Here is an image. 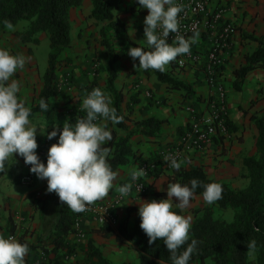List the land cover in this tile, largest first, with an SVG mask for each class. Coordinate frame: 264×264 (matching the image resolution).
Instances as JSON below:
<instances>
[{
    "label": "trees",
    "instance_id": "1",
    "mask_svg": "<svg viewBox=\"0 0 264 264\" xmlns=\"http://www.w3.org/2000/svg\"><path fill=\"white\" fill-rule=\"evenodd\" d=\"M82 1L0 0V27L5 28L9 24L12 26L26 21V28L19 32L22 41L31 40L37 43L38 39L35 35L41 32L46 33L49 40L48 65L42 75L43 86L37 101L29 105L32 109L30 117L42 114L48 122L65 117L63 107L52 104L51 98L59 93V70L61 63L65 60L62 54L71 46L69 11L73 7L80 6ZM122 1L91 0L92 9L89 14L93 19L105 22L100 28V44L107 50L106 88L111 94V106L115 107L118 114L124 117L121 123L113 124L110 129L113 139L107 145L111 148L109 162L114 171L128 166L132 161H137L139 164L148 162L153 165V168L147 175L155 181L164 174L168 162L160 153L147 159L137 156V150L132 146V138L137 134L146 137L157 136L156 133L160 130V125L164 120L155 118L137 120L133 123L134 128H130L127 124L129 118L122 108L123 94L114 86L117 62L126 55L130 46L136 47L129 40L125 22L115 15ZM245 37L256 41L257 47L251 53L246 54L244 64L233 71L232 87L235 90H240L249 72L256 69L264 70V35L255 37L247 34V36L244 35ZM171 64L173 65V61ZM151 70L158 80L167 83L170 88L183 89L185 94L190 95V86L171 77L167 72ZM95 85L96 81H93L88 87L92 89ZM41 99L49 103L47 111L39 108ZM125 106L128 111L130 104L125 103ZM85 116L86 112L82 114L80 111H75V116L72 115L68 122L75 124L78 119ZM253 119L257 130L256 152L243 160L248 177V184L244 188L232 189L227 183L208 177L202 165L181 163L178 171L170 167L171 171L167 175L170 184L180 182L190 186L192 179L202 182L195 191L196 195L202 196L204 184L212 181L221 183L223 186L222 199L211 205H216L221 210H231L233 213L232 219L225 221L215 217L211 206L195 211L197 213L192 222L189 243L191 239H196L199 243L198 251L192 255L189 264H264V111L260 115L253 116ZM226 124L229 133L233 128L227 117ZM42 139L38 138L37 141L41 142ZM149 185L151 188L149 194L152 197H166V191L155 192L153 183ZM35 202L42 218V224L36 244L31 243L29 247L32 251L42 246L45 251L46 264H66L67 260L74 258L78 251L83 253L82 259L76 258L78 264H112L100 248L94 245L92 239H88L84 245H81L72 242L69 238L76 232L74 224L82 212H73L60 201L55 192L37 196ZM175 210L180 212L178 208ZM131 214L134 215L133 224L129 226L127 220L122 221L118 227V238L134 243L139 264H172L171 254L162 240L149 244L147 235L140 227L138 207L130 208L129 215ZM10 232L14 233L15 230L11 228ZM93 232L104 237L114 233L107 226L94 228ZM252 240H255L257 245L254 252L255 262L250 260V253L253 251L247 248V244ZM45 245H49L50 248H46ZM29 256L31 258L25 257L26 264H35L37 258L31 252ZM119 264L131 263L122 261Z\"/></svg>",
    "mask_w": 264,
    "mask_h": 264
},
{
    "label": "crops",
    "instance_id": "2",
    "mask_svg": "<svg viewBox=\"0 0 264 264\" xmlns=\"http://www.w3.org/2000/svg\"><path fill=\"white\" fill-rule=\"evenodd\" d=\"M228 1H230V4L225 9L224 17L236 26V31L232 39L233 46L231 50L224 53L225 60L224 65L220 68V78L223 80L226 90L227 118L233 129L228 133L227 138H215L212 140L202 152L184 151L182 153L183 158L179 160L182 164L185 163L186 165H202L208 177L222 182H227V178L232 173L236 174L238 170H241V167H244L243 160L245 157L255 154L257 130L253 116L260 115L264 111V90L261 93L257 92L260 83L259 76L264 75L263 70L256 69L249 72L240 90H235L232 87L234 80L233 71L244 64L245 55L251 53L257 47L256 41L247 37L244 38V35L252 34L255 37L264 35V12L261 11L262 6L260 4L255 7L253 0H210L209 6L211 9H217L221 5L225 7ZM131 7H133V10L129 9ZM77 9H79L82 19H85L91 25L88 31L99 28L104 24L87 18L92 9L91 0H83L80 7L70 9L69 16L71 22L72 15L76 13ZM147 14L148 9L140 7L138 0H123L115 11L116 17L125 22L130 42L136 46L143 45L146 47L144 18ZM252 17L254 21L250 20ZM93 23H98L99 26L96 27ZM20 42V38L13 37L8 41H4L1 44V48L8 49L14 54H22L26 58L25 67L18 70L11 79L20 82L21 90L19 96L29 106L38 99L43 86V72L37 68L36 58L33 53L27 51V53L23 54L20 46L24 52L29 49L26 46H22ZM210 44L211 41L208 34L199 33L197 42L191 48L203 54L209 49ZM138 64V58L133 60L127 52L116 64L117 76L114 86L123 94L124 104H122V108L125 111V115L129 118L127 124H129L130 128H134L133 123L137 120L147 118L164 120L160 125V130L156 133L157 136L146 137L137 134L132 138V141L135 138L136 143L135 145L132 144V146L137 150V156L147 159L157 155L161 151L160 149L166 145L181 142L180 138L188 126L190 117L185 107L191 105L200 112L207 111V100L213 91L205 80L203 71L204 60L197 64H188V66L182 69L177 68L175 64L172 65L171 63L167 66L165 72L169 73L171 77L182 81L185 85L190 86V95L185 94L183 89L170 88L167 83L158 80L151 69L144 70ZM105 73L103 74L104 77L106 76ZM73 75L72 92L67 94L59 92L51 98V102L54 105L63 107V111L74 110L84 114L85 111L82 110V103L86 97L85 85L87 86L90 79L87 76L82 77L77 72L73 73ZM96 82L99 83V79ZM107 92L110 95L109 91ZM125 103L130 104L128 111L126 110ZM30 120L34 126L38 127L36 140L43 138L53 124V122H48L42 114L30 117ZM54 122L61 123L63 121L57 120ZM108 126L111 129L113 124L109 122ZM15 155L24 166L23 157ZM137 166H139V163L132 161L128 166L119 168L116 171L117 177L113 189L110 190L108 196L98 201H102L113 193H116V188L119 186L127 183L132 184L130 173ZM170 171L171 168L168 165L164 169V174L155 181L150 177L147 178L148 183H153L155 192L167 190V185L170 184L167 175ZM1 176L2 173H0V178ZM17 178H15L16 182L18 181ZM28 186L29 189L25 195L18 199L17 208L12 207L10 196H2V202H0V234L15 237L19 241V232H10L11 222L21 224L20 221L24 219V217H21L22 214L39 215L36 233L34 234L33 241L30 242V244H36L37 236L41 229L42 218L37 208L35 197L48 193L47 181L37 180L34 184ZM137 203L138 201L127 199L120 205L116 212L119 222L133 215H129V209L137 207ZM97 227L99 226H96L90 216L85 214L82 217L80 230L86 231L88 239H92L94 245L100 248L104 256L112 263H116L115 261L118 260L120 254L125 255V244L118 241L115 235L104 237L93 232L94 228ZM115 234H117V230H115ZM22 236L25 238L26 234L24 233ZM69 238L73 242L75 237L74 235H70ZM45 246L46 248L50 247L49 245ZM39 249H41V246L29 252L35 254ZM70 261L73 262L72 264H78L74 258H71ZM116 264L119 263L117 262Z\"/></svg>",
    "mask_w": 264,
    "mask_h": 264
},
{
    "label": "clouds",
    "instance_id": "3",
    "mask_svg": "<svg viewBox=\"0 0 264 264\" xmlns=\"http://www.w3.org/2000/svg\"><path fill=\"white\" fill-rule=\"evenodd\" d=\"M138 4L148 9L144 18L146 47H130L128 54L133 60L138 58L139 67L144 70L165 72L177 57L191 53L199 33L195 32L190 38L178 34L175 42L170 44L167 42L169 33H179L182 5L177 0H138ZM25 64L24 55L0 48V173L6 171L9 158H14L15 153L30 165V172L47 181L48 192H55L73 212H84L87 206L108 196L114 187L117 172L109 162L111 148L107 145L113 136L108 124H119L124 117L111 106V98L101 88H94L83 99L84 118L75 124L63 123L59 131L54 125L46 133L48 139L58 137V140L49 146L46 163L42 162L36 152L38 127L30 120L32 109L19 96L20 82L11 79ZM39 108L47 111L49 103L41 99ZM164 159L171 168L180 169L182 162L175 156L169 154ZM145 172L137 166L130 173L131 179L135 181ZM201 183L192 179L190 186L180 182L168 184L165 198L139 203L140 227L149 244L162 240L171 254L172 264H189L192 255L198 251L196 239L189 243L192 218L181 212L190 206ZM131 189L132 184L127 183L116 191L121 198H128ZM203 189L202 198L207 204L222 199L221 183L212 181L204 184ZM177 208L180 212L175 210ZM247 248L255 252L256 241L252 240ZM29 251L27 242L0 234V264H26Z\"/></svg>",
    "mask_w": 264,
    "mask_h": 264
},
{
    "label": "built area",
    "instance_id": "4",
    "mask_svg": "<svg viewBox=\"0 0 264 264\" xmlns=\"http://www.w3.org/2000/svg\"><path fill=\"white\" fill-rule=\"evenodd\" d=\"M210 0H177L181 4L183 11L179 14V33H169L167 42L173 44L175 37L183 35L185 38H190L195 32L207 33L211 44L209 49L200 54L191 48L190 54L177 57L174 64L177 68L182 69L188 64H197L204 60V76L209 88L213 91L212 95L207 100V111L200 112L191 105L185 108L189 113V128L186 129L185 134L181 137V142L174 145L167 151L171 155L179 159L182 153L192 151L194 153L202 152L215 138H227L228 127L226 124L227 117V97L226 90L221 77L220 68L224 65V53L231 50L233 46V36L235 35L236 26L225 19V8L223 5L217 9H211L209 6ZM63 86L66 90L73 89L72 83L69 79H63ZM62 88V84H58V90ZM89 92H86V96ZM63 123H56L58 131L62 129ZM53 128L50 127L48 132ZM58 137L48 139L47 134L43 137L41 142H37L36 149L42 162L46 163L49 146L56 143ZM164 158V156H163ZM180 160V159H179ZM178 160V161H179ZM25 171L18 175V181L26 185H32L37 180L46 181L45 179H38L35 174L30 172V165L24 162ZM146 172L137 180L133 181L132 189L128 198H121L118 192L113 193L108 198L95 202L87 206V210L82 212V215L76 219L74 229L76 236L80 239L84 238V234L80 230V223L82 217L86 214L91 217L93 222L100 226H115L118 223L117 209L127 199H131L137 195H149L150 185L147 182L148 172L151 171L153 165L148 162L139 164ZM140 186V187H139ZM46 257V256H45ZM43 264V262H40Z\"/></svg>",
    "mask_w": 264,
    "mask_h": 264
},
{
    "label": "rangeland",
    "instance_id": "5",
    "mask_svg": "<svg viewBox=\"0 0 264 264\" xmlns=\"http://www.w3.org/2000/svg\"><path fill=\"white\" fill-rule=\"evenodd\" d=\"M253 2H254L255 7L258 4H260L262 6L261 11L264 12V0H253ZM226 3H227V6L225 5L224 7L225 9L229 6L230 1ZM129 9L133 10V7ZM87 18H91L92 20H95L89 15ZM250 20L254 21V18L252 17ZM97 22L105 23L103 21H97ZM26 24H27L26 21H21L15 25H12L11 27L9 26H6L5 28L0 27V48H1V44L4 43V41H8L10 38H13V37L20 38L19 32L23 31L26 28ZM70 24H71L70 37H71V41L73 42V44L71 42L70 48H67L62 54L65 60L61 63V68L59 70L58 82L62 84V88L60 89L59 92L66 93V94L72 92L73 89L71 91H68L63 86L64 84L63 79L67 77V79H69V81L72 83V87H73V78H74L73 73L75 72H77L82 77L84 76L89 77L90 81L88 82L87 86L85 85L86 92H90L91 90L97 87L101 88L104 92H107L108 91L106 88L107 72L105 70L106 68L105 66L107 64V50L102 44H100V41H101L100 28L102 25L99 28H95L93 30L88 31V28L91 25L88 24V21H86L85 19H82V16H80V13H79V9H77L76 13L72 15V22L70 21ZM93 24L96 27L99 26L98 23H93ZM204 34H207V33H204ZM35 37L38 39L37 43L32 42L31 40L26 41V42L21 40L20 42L22 46L24 47L26 46L30 51L25 50L26 52H24L21 46L20 48L23 54L27 53V51L29 53L34 54V57L36 58V62H37V68L44 73L46 69V65H47V60H48L49 40H48L46 33H43V32L37 33ZM128 46L130 45L128 44ZM141 47H144V46L141 45ZM173 64H174V61H173ZM104 73L106 75L105 77L103 76ZM259 77H260L259 78L260 83H259L257 92L261 93L262 90H264V75H261ZM98 79H99V83L96 82V85L92 89H89L90 87H88V85ZM106 94L111 98V94L109 95L108 92ZM175 94H177V92H175ZM64 114H65V117L59 120L69 123L70 122L69 120L70 118H72V115L75 116V111L67 110L65 111ZM57 120L58 119H56L55 121ZM53 124L56 125V122H53ZM53 124L52 126H54ZM188 128H189V123L186 129ZM186 129L183 131L182 136L185 134ZM134 139L132 141V144L135 145L136 142ZM178 144L180 143L177 142L175 144L166 145L165 147L160 149L161 151L159 153L165 157L166 155L170 154V152L167 150L171 149L174 145H178ZM13 155H14V158H9L8 167L5 172H2V176L0 178V202H2L3 195L5 197L10 196V199L13 205L12 207L17 208L18 199H20L22 196L25 195V193L29 189V186L19 181L17 182L15 181V178H17L19 174L24 172L25 167L22 165V162L15 155V153ZM182 158L183 156L180 155L179 159H182ZM168 165H169V162L166 164V166ZM227 179L228 180L225 183H227L232 189H242L248 184L247 171L244 167H241V170H238V173L236 174L232 173ZM131 199L138 201L137 203L138 205L137 204L136 205L137 207H139V203H143V201L152 200V199L160 200L163 198H153L149 194V195H137V196L135 195ZM173 200L174 202H176L175 197L173 198ZM207 206H211L216 218H219L225 221H230L233 217V213L231 210H221L216 205H209L203 200L201 195H196V194L194 198L192 199L190 206L187 209H185L183 212H181V214L191 216L192 222H193L195 219V214L197 213L195 211L197 209H200V210L204 209ZM38 216L39 215L33 216V215H28V214H22L21 217H24V219L20 221L21 224L17 222L12 223L13 221L11 222V228L19 232V235H20L19 241L23 240V242H27L28 244H30V242L33 241L34 234L36 233V224L38 221ZM133 218H134V215H131V216L126 217L124 220H127L129 226H131L133 224ZM121 222H119L118 220V223L115 226L106 225L108 228L113 230L114 233L112 235H115L118 241H121L125 244L124 245L125 255L120 254V257H118V260H116L115 262L120 263V261L121 262L128 261L131 264H139L138 259H137V249L134 243L129 242L126 239L118 238L119 237L118 227ZM96 226H100V225L96 224ZM115 230H117V234H115ZM81 231L84 234V238L80 239L78 236L75 235L76 233H73L71 235H74L75 237L74 242H76L77 244L84 245L87 242L88 237L86 235V231L84 230H81ZM24 233L26 234L25 238H23L22 236V234ZM47 248H50V247H47ZM33 255L37 258V261L35 264H40V262H43V264L47 263V260L45 257V251L42 246H41V249H39ZM26 257L31 258V256H29V253L26 255ZM30 258H28V260H30ZM76 258L77 259L83 258L82 251H79V253L77 252L76 256L74 257L75 261H76ZM70 259L67 260L66 264L73 263L72 262L73 260L70 261ZM250 260L252 262H255L254 252L250 253ZM116 263H112V264H116Z\"/></svg>",
    "mask_w": 264,
    "mask_h": 264
}]
</instances>
